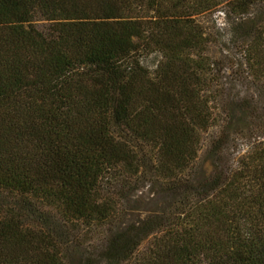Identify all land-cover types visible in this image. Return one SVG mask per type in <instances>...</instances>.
I'll use <instances>...</instances> for the list:
<instances>
[{
    "label": "trees",
    "instance_id": "1",
    "mask_svg": "<svg viewBox=\"0 0 264 264\" xmlns=\"http://www.w3.org/2000/svg\"><path fill=\"white\" fill-rule=\"evenodd\" d=\"M85 234L95 264H264V0H0V264Z\"/></svg>",
    "mask_w": 264,
    "mask_h": 264
},
{
    "label": "rangeland",
    "instance_id": "2",
    "mask_svg": "<svg viewBox=\"0 0 264 264\" xmlns=\"http://www.w3.org/2000/svg\"><path fill=\"white\" fill-rule=\"evenodd\" d=\"M202 22L210 28V31L212 29H216L215 33L210 35L209 42L206 46L205 52L202 53V56L204 59L211 60L213 59H220V57L223 56V54L228 55L229 51L227 50L228 46H230V41L228 39V32L227 27L230 23L234 22L232 20V17L229 18L228 16H225L223 13L218 12L215 15V22H212L207 17H201L200 18ZM213 30V31H214ZM140 54V62L151 72H154L156 69L158 63L160 60H162L163 55L159 50H151L149 52L141 51ZM194 56H197L198 54H193ZM228 65V62H225L223 66ZM215 68V66H214ZM203 153V152H202ZM201 153V155H202ZM111 173H106L103 177L101 182V188L103 189L104 193L107 194H113L111 192L110 186H111ZM141 203V207L143 208H149V200H144ZM62 223V222H61ZM63 224V223H62ZM64 225V224H63ZM66 225V224H65ZM85 225H82V227ZM64 228V227H63ZM67 226H65V229ZM82 228L79 229L78 233L82 235ZM91 236V238H89ZM95 234H85L84 237H81L80 240H74L69 241L68 243V249H67V263L68 264H95L96 261H98L97 255H92L96 252V247L103 245V243L97 242L98 236L95 237ZM88 239L87 241L85 240ZM88 237V238H87ZM95 237V238H93ZM149 238L145 239L143 244L140 246L141 249L145 248L148 244ZM128 264V262H127ZM130 264V263H129Z\"/></svg>",
    "mask_w": 264,
    "mask_h": 264
}]
</instances>
